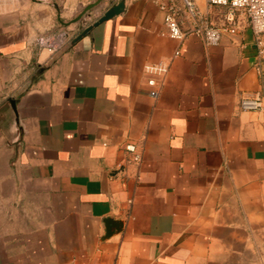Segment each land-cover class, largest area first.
Wrapping results in <instances>:
<instances>
[{"label":"crops","instance_id":"0c3cea01","mask_svg":"<svg viewBox=\"0 0 264 264\" xmlns=\"http://www.w3.org/2000/svg\"><path fill=\"white\" fill-rule=\"evenodd\" d=\"M95 1L0 0V264H264V104L238 108L264 103V55L244 11L208 47L169 38L146 0L73 22ZM195 4L226 26L228 6ZM59 29L61 52L35 46ZM161 60L153 99L145 67Z\"/></svg>","mask_w":264,"mask_h":264},{"label":"built area","instance_id":"2783aa9c","mask_svg":"<svg viewBox=\"0 0 264 264\" xmlns=\"http://www.w3.org/2000/svg\"><path fill=\"white\" fill-rule=\"evenodd\" d=\"M154 5L163 13V23L166 28V35L169 38L183 41L188 36L199 37L206 46H216L220 43L223 31L232 34L235 32L233 18L234 10H243L248 21V25L254 36V44L258 56L264 55V0H205L210 6H228L230 11L226 15V26L217 27L204 19L198 12L195 0H179L177 5L173 0H146ZM182 18L191 21L188 29H182ZM68 34L64 30L54 31L38 37L35 46L39 50H44L50 55L61 52L67 45ZM169 69V62L158 61L145 67L146 72L153 77L147 80L150 88L149 96L153 99L158 97L159 87L162 79ZM261 95L255 94L250 97L241 98L238 108L241 111H259L263 108ZM125 150L133 153L132 160L140 161V154L135 151L133 145H126Z\"/></svg>","mask_w":264,"mask_h":264},{"label":"water","instance_id":"95a60500","mask_svg":"<svg viewBox=\"0 0 264 264\" xmlns=\"http://www.w3.org/2000/svg\"><path fill=\"white\" fill-rule=\"evenodd\" d=\"M103 0H96L95 2L89 4L88 6H86L81 14L77 17V19H75L73 22L77 21L78 19H80L83 15H85L86 13L90 12L93 8L97 7L98 5H100V3ZM123 11V2L120 1L119 3L116 4H112L96 21H94L90 26H88L80 35H78L77 37H75L72 40L73 44L77 39H80L81 37L85 36L86 34H88V32L95 26H97L98 24L112 18L113 16L121 13ZM62 30V29H59ZM54 32V31H53Z\"/></svg>","mask_w":264,"mask_h":264},{"label":"rangeland","instance_id":"374dc122","mask_svg":"<svg viewBox=\"0 0 264 264\" xmlns=\"http://www.w3.org/2000/svg\"><path fill=\"white\" fill-rule=\"evenodd\" d=\"M6 199H7L6 197H3L2 199L0 192V249L4 244V233H6L8 228L11 226L9 225L10 223L8 222V218H7L8 202Z\"/></svg>","mask_w":264,"mask_h":264}]
</instances>
